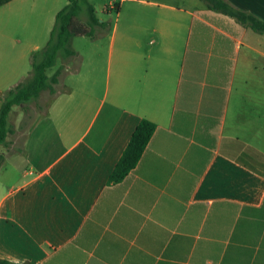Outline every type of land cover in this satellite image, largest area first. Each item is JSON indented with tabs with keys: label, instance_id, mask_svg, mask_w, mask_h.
Listing matches in <instances>:
<instances>
[{
	"label": "crops",
	"instance_id": "obj_1",
	"mask_svg": "<svg viewBox=\"0 0 264 264\" xmlns=\"http://www.w3.org/2000/svg\"><path fill=\"white\" fill-rule=\"evenodd\" d=\"M138 1L104 60L69 58L0 171V261L264 264V44L199 0ZM226 1L264 21V0ZM45 34L39 0L0 6V106ZM141 119L155 130L111 182Z\"/></svg>",
	"mask_w": 264,
	"mask_h": 264
},
{
	"label": "trees",
	"instance_id": "obj_2",
	"mask_svg": "<svg viewBox=\"0 0 264 264\" xmlns=\"http://www.w3.org/2000/svg\"><path fill=\"white\" fill-rule=\"evenodd\" d=\"M11 0H0V6ZM207 9L233 18L238 24L250 30L253 34L264 35V21L257 16L246 12L226 0H201ZM118 10V4H114ZM106 22L99 21L94 6L87 0H67V3L56 13L54 24L45 46L31 55V70L26 79L19 82L12 89L7 90L0 106V146H6V137L11 133L8 116L12 106H22L35 101L39 94L48 90L54 92L53 85L58 83L61 67H58L50 76L47 70L53 67L56 59L72 57L76 52L70 47L73 37H95V30L104 29ZM155 124L147 119H141L134 128L129 141L120 159L114 166L109 180L121 181L137 164L148 141L150 140ZM3 160L0 154V163ZM0 264H12L1 260Z\"/></svg>",
	"mask_w": 264,
	"mask_h": 264
},
{
	"label": "rangeland",
	"instance_id": "obj_3",
	"mask_svg": "<svg viewBox=\"0 0 264 264\" xmlns=\"http://www.w3.org/2000/svg\"><path fill=\"white\" fill-rule=\"evenodd\" d=\"M94 8L99 21L106 22L104 29L98 28L95 30V37H73L70 41V47L75 51L85 55L87 51H96L98 58L104 60L108 52V44L112 34L123 32L128 28V24L132 23L135 16H141L142 13H149L151 10L138 0H87ZM175 4H187L185 0H163ZM67 0H39V15L40 11L45 19L46 41L49 36V30L54 24L56 13L66 4ZM195 2V1H193ZM118 4V10L114 9V4ZM200 4H203L199 0ZM258 40L264 44V35H256ZM116 44V43H115ZM80 61L77 60L76 62ZM75 62V61H73ZM71 65V60L68 57H58L53 67L47 70V75H51L58 67H61L59 80L69 75L68 66ZM72 65H75L72 64ZM79 65V63L77 64ZM24 78L22 81H24ZM20 81V82H22ZM53 88H58L56 84ZM50 97L48 90L42 91L35 101L25 105H14L8 116V123L11 128V133L6 137V146H0V154L3 160L0 163V171L11 166H16L20 161L21 148L27 129L35 121L38 115L44 111L46 100ZM17 164H16V163ZM16 164V165H15Z\"/></svg>",
	"mask_w": 264,
	"mask_h": 264
},
{
	"label": "water",
	"instance_id": "obj_4",
	"mask_svg": "<svg viewBox=\"0 0 264 264\" xmlns=\"http://www.w3.org/2000/svg\"><path fill=\"white\" fill-rule=\"evenodd\" d=\"M101 21V20H100Z\"/></svg>",
	"mask_w": 264,
	"mask_h": 264
}]
</instances>
